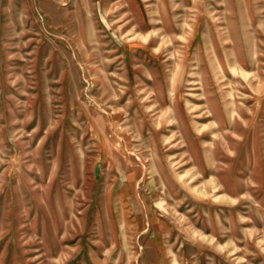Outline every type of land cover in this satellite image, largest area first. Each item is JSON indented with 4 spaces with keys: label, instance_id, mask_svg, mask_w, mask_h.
Wrapping results in <instances>:
<instances>
[{
    "label": "rangeland",
    "instance_id": "obj_1",
    "mask_svg": "<svg viewBox=\"0 0 264 264\" xmlns=\"http://www.w3.org/2000/svg\"><path fill=\"white\" fill-rule=\"evenodd\" d=\"M0 264H264V0H0Z\"/></svg>",
    "mask_w": 264,
    "mask_h": 264
},
{
    "label": "bare ground",
    "instance_id": "obj_2",
    "mask_svg": "<svg viewBox=\"0 0 264 264\" xmlns=\"http://www.w3.org/2000/svg\"><path fill=\"white\" fill-rule=\"evenodd\" d=\"M151 12L152 13H155V12H157V9L155 7H153V8H151ZM153 20L155 21V24L154 25L156 27L153 26V25H150V26L148 25V26L150 27V31H153L154 37L151 38V39H147L146 41H147L148 44H154V43L157 42L156 40L158 39V41H159L158 46H162L165 49L166 46H167V43L169 42L168 41L169 38L167 36L169 34H174L176 30L175 29L174 30L173 29H169V28H167L166 25H164L162 23V21H164L163 14L158 15L157 17L153 18ZM186 24L192 25V29L190 31V35L193 34L196 31V29L194 27V25H195L194 24V21L193 22H190V24L187 22ZM200 37H201L200 38L201 45H200V48H198V50H201V51H204L205 52V51L210 50V49H212V48L215 47V45H216V41L215 40L208 39L207 37H205L203 35V33H201V36ZM188 40H189V42L187 44H185L183 46V48L184 47L190 48V47L193 46V43H194V37H193V35H191ZM220 57L221 56L220 55H217V54H214V56L209 57L207 63H208V65H209V67L211 69H213L214 67H215V69L220 68V65H219L220 62H221L220 61ZM179 63L181 64L182 61L180 60ZM234 64H235V60L234 59H226V65L227 66H231V68H232V67H234ZM221 74H223V73H221ZM223 76H224V74L221 75V76H217L216 74H214V77H213L214 83L216 84V87L219 88V90L222 89L221 87L225 83V82L223 83V82L219 81V80H221L223 78ZM167 109L169 110L171 108L168 105H166L164 110H167ZM164 121L167 122L168 124L165 123V125H162V128H165L166 126H168L169 129H172L171 124H170V121H168L167 118H164ZM196 135L198 137H200V140L203 137L202 135L197 134V133H196ZM181 142L182 141H180V143ZM209 147H210V145H209ZM209 147H207V149H209ZM146 157H144V158L146 159ZM143 164H144V170H145V172H148L149 177H155V175H157V172L155 170L156 163L154 162L153 159L152 160L151 159H146V160L143 161ZM197 173H199V172H197ZM190 177H193V174L190 175ZM211 183L213 185L212 188H215V184L213 182H211ZM216 184H218V183H216Z\"/></svg>",
    "mask_w": 264,
    "mask_h": 264
}]
</instances>
